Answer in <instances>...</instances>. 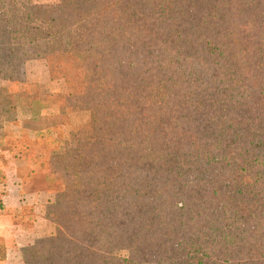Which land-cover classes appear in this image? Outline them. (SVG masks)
<instances>
[{"label":"trees","instance_id":"1","mask_svg":"<svg viewBox=\"0 0 264 264\" xmlns=\"http://www.w3.org/2000/svg\"><path fill=\"white\" fill-rule=\"evenodd\" d=\"M218 1L0 0V72L22 83L28 59L53 60L95 96L91 122L49 159L64 188L25 264H264V86L252 72L264 76V0ZM174 88L192 95L179 96L192 116L145 95ZM5 254L1 241L0 264Z\"/></svg>","mask_w":264,"mask_h":264},{"label":"rangeland","instance_id":"2","mask_svg":"<svg viewBox=\"0 0 264 264\" xmlns=\"http://www.w3.org/2000/svg\"><path fill=\"white\" fill-rule=\"evenodd\" d=\"M24 1L30 5H43L61 4L64 0ZM218 2L221 4H228L230 0H219ZM187 3L188 2L186 1L183 3V5L186 6ZM150 8L151 7L149 5H144L140 9L143 11L144 15H147V12ZM251 38H256L253 32L251 34ZM6 40V37H0V46L4 41L5 44ZM54 64L55 62L49 59H28L25 63L26 72L24 75V82L22 83H19L18 81L13 83V78L10 77L9 73L7 74L6 72H0V104L1 107L4 108L11 106L6 113L0 112V137L4 138V141L9 145L16 144L18 146L24 147L29 144L31 147L42 150V152L45 151V154L42 153V155H35L33 157L37 159L38 162H42V164L46 165L49 163V159L53 155L63 154L67 145L75 140L78 130L82 126L91 122L93 105L88 101H91V99L95 97L89 96L88 98L86 97L87 99L82 98L80 93L83 92L84 81L77 76L64 78L62 77V74H56ZM262 70V67L257 68L256 66H253L252 72L258 77V79H256L257 84L264 86V76ZM238 92L239 90L237 89L233 91L234 94H237ZM90 93L94 95L92 92ZM181 94L183 96L192 98V95L188 94L187 89H185L183 93L178 92L175 88L168 93H165L161 89L147 90L145 92V95L155 100H163V98L167 97L168 95L169 97L167 99L173 96L174 98L176 97L174 103L176 114L183 112L187 118L189 115H193L194 99L192 101L191 98H187L189 99L186 100L187 103L184 105L181 104L180 106V100L182 99H179V96ZM140 96V98H143L141 94ZM98 97L99 95L97 98ZM165 102H167V100L164 101V103ZM236 119L237 120H234V124L236 125V122H239L240 124L241 121L238 120V117H236ZM171 123L172 120L168 118L164 121V124L170 128L173 127ZM199 126L201 127L195 131L199 134V136H203L205 132L202 130L201 119L199 120ZM203 126H205V124ZM44 128V136L40 137L35 142L31 139H27L25 136L22 137V139L18 137L22 136V134H30V132L42 131ZM47 129H49V131H46ZM186 130H193V126L186 128ZM160 138L162 137H159L158 139L157 137L153 138L156 147H159V149H164V147L176 146V150H178L180 153L176 154V156L182 155L185 157V155H183L184 149L181 147L183 144L178 142L167 143ZM139 139L140 138L138 136L134 137V140ZM158 141L161 142L157 143ZM176 141L177 140H174V142ZM239 141L240 140L237 142ZM140 152L141 150L134 152V156L141 157ZM148 156L149 155H144L146 159ZM157 156V154L150 155V158H156ZM261 162L264 163L263 158L261 159ZM152 163L153 164L149 166V169L155 168L158 165L155 162ZM159 166L161 168L163 167L162 165ZM186 173L189 174L190 171L187 170ZM41 174H45L48 177L50 176L54 181H56V183H54V188L58 189V192L63 190L64 182L60 174L48 173L47 169ZM150 188L151 187L148 188V191ZM165 189L170 190L171 188L167 186ZM161 195L163 197H170V200L167 202V204H176L177 199L174 197V195H172V192H161ZM172 222L175 223L174 220ZM113 256L122 260L129 259L130 252L128 249H121L114 251Z\"/></svg>","mask_w":264,"mask_h":264},{"label":"crops","instance_id":"3","mask_svg":"<svg viewBox=\"0 0 264 264\" xmlns=\"http://www.w3.org/2000/svg\"><path fill=\"white\" fill-rule=\"evenodd\" d=\"M44 130L18 137L35 142ZM42 153L29 144L9 145L0 137V242L6 249L1 264H25V250L50 234L43 210L59 190L52 177L41 174L47 165L33 157Z\"/></svg>","mask_w":264,"mask_h":264}]
</instances>
